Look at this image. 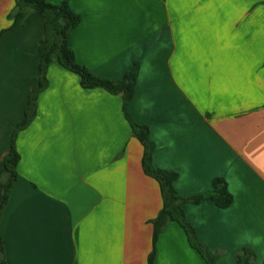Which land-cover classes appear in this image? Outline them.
<instances>
[{"label": "crops", "instance_id": "0c3cea01", "mask_svg": "<svg viewBox=\"0 0 264 264\" xmlns=\"http://www.w3.org/2000/svg\"><path fill=\"white\" fill-rule=\"evenodd\" d=\"M67 1L79 15L77 63L109 80L138 63L126 112L148 128L153 168L176 173L186 198L225 180L229 207L182 204L196 240L217 264H236L242 248L264 264V0ZM15 2L0 0V162L13 136L19 155L0 214L6 264H146L162 197L121 95L83 88L53 60L17 129L39 80L45 19L28 10L15 20ZM5 179L0 167V211ZM154 253L153 264H207L176 222Z\"/></svg>", "mask_w": 264, "mask_h": 264}, {"label": "trees", "instance_id": "16d2710c", "mask_svg": "<svg viewBox=\"0 0 264 264\" xmlns=\"http://www.w3.org/2000/svg\"><path fill=\"white\" fill-rule=\"evenodd\" d=\"M32 11L40 14L45 19L44 37L38 45V61L40 76L37 84L28 96L24 110V117L17 129L26 127L35 114V102L38 92L46 83L44 76L47 66L56 60L61 66L75 73L80 84L85 89L102 88L110 94L121 95L122 110L125 118L130 124L133 136L136 137L143 146L142 168L146 175L154 178L159 184L162 207L157 216L150 221L153 227L152 250L148 256L146 264H153L154 246L158 235L170 222L178 223L185 231L188 241L193 249L203 258L207 264H217L216 254H213L207 247L196 240L193 228L184 220L182 204L185 202L199 203L202 200H211L220 208H227L233 202V197L227 188V184L222 178H215L212 183V190L191 197L180 196L174 188L177 174L172 171L153 168L151 164V153L153 143L148 138V128L144 125H137L131 121L126 105L131 99L138 73V63L134 64V69L126 72L120 80L101 79L92 73L85 66L77 63L74 53L69 45V34L79 22V15L73 12L68 1L64 0L59 4H51L45 0H16L14 12L15 20L25 11ZM19 155L14 144V136L7 154L0 162V167L4 169L6 179L4 182L3 200L0 214L6 205L9 194L16 182V165ZM236 264H251L254 253L249 248H242L236 254ZM0 264H6L4 244L0 237Z\"/></svg>", "mask_w": 264, "mask_h": 264}]
</instances>
